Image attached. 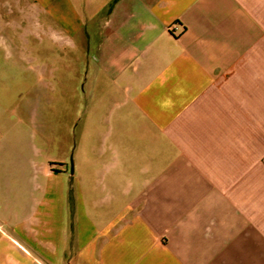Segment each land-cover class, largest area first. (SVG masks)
<instances>
[{"label": "crops", "instance_id": "0c3cea01", "mask_svg": "<svg viewBox=\"0 0 264 264\" xmlns=\"http://www.w3.org/2000/svg\"><path fill=\"white\" fill-rule=\"evenodd\" d=\"M0 13L45 33L0 36L4 63L48 45L67 72L33 104L0 94V264H264V0Z\"/></svg>", "mask_w": 264, "mask_h": 264}, {"label": "rangeland", "instance_id": "374dc122", "mask_svg": "<svg viewBox=\"0 0 264 264\" xmlns=\"http://www.w3.org/2000/svg\"><path fill=\"white\" fill-rule=\"evenodd\" d=\"M6 14L10 17L12 16L11 18L18 17L17 13L7 12ZM29 16L28 13H25L24 18H28ZM36 32V29L31 27L17 28L16 26H13V24L10 25V23L7 25V27H0V36L4 37H23L35 34H45ZM27 47L30 49L32 47H38V45H27ZM49 50L50 49L48 45H43V49L37 52L40 57V60L38 61L39 64H41L40 69L36 71L33 69H27L25 70V73H22V70V74L18 72L19 69L14 63H4V60L0 59V85L3 84L6 87L8 86L7 90L5 89V91L0 92V94H4L5 99H7L11 105H28L29 103L33 104L35 101L41 100L44 95L46 96V94L49 93V91L26 90V88H24L26 86L36 85L37 87H46V89H48L50 87L49 83H57V85H59L60 83L64 82L67 76L65 55L57 56L58 59H55L56 56H51L54 49L51 48L52 52ZM62 54H65L64 50ZM27 63L33 66L34 62L27 61ZM1 64H4V66L2 67ZM45 64L48 65V67H46Z\"/></svg>", "mask_w": 264, "mask_h": 264}, {"label": "built area", "instance_id": "2783aa9c", "mask_svg": "<svg viewBox=\"0 0 264 264\" xmlns=\"http://www.w3.org/2000/svg\"><path fill=\"white\" fill-rule=\"evenodd\" d=\"M173 28H176V25H174Z\"/></svg>", "mask_w": 264, "mask_h": 264}]
</instances>
